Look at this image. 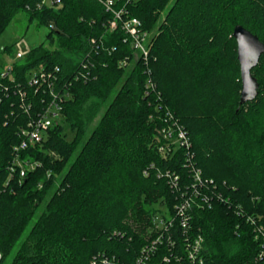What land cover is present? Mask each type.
I'll use <instances>...</instances> for the list:
<instances>
[{"label":"trees","instance_id":"1","mask_svg":"<svg viewBox=\"0 0 264 264\" xmlns=\"http://www.w3.org/2000/svg\"><path fill=\"white\" fill-rule=\"evenodd\" d=\"M37 1L0 0V36L20 14L48 29L45 42L0 78V264H136L160 235L154 215L174 218L187 198L192 166L213 182L210 206L200 199L187 211L188 229L174 220L148 264H174L189 235L203 238L204 264H264V54L252 70L258 94L240 104L232 37L241 25L264 44V0H124L152 33L147 63L123 32L108 30L111 15L96 0L54 8ZM54 67L56 87L69 83L72 97L60 123L22 153L40 166L10 177L19 131L48 101L28 77ZM90 100L109 103L86 136ZM174 122L190 143V165L177 145L159 151L162 130Z\"/></svg>","mask_w":264,"mask_h":264},{"label":"built area","instance_id":"2","mask_svg":"<svg viewBox=\"0 0 264 264\" xmlns=\"http://www.w3.org/2000/svg\"><path fill=\"white\" fill-rule=\"evenodd\" d=\"M103 5L106 13L111 15V19L108 22V30L114 32L120 30L124 34V42L128 43L131 49L135 52L138 59H142L147 63L150 48L152 45V33L146 30L142 22L131 17L123 5L124 0H96ZM127 3L132 0H126ZM61 0H38L37 6L54 8L61 5ZM17 58H21L20 54L16 55ZM122 65L126 64V61L121 62ZM11 66L8 68L7 72L0 73V78H5L10 75ZM60 73L58 67H54L53 71H46L44 69H39L30 73L28 77V85L35 88L36 92L42 91L44 95L48 96V101L45 102V106L42 110L36 113V116L30 118L25 127L21 128L19 131V142L13 147V158L12 162L8 166V173L10 177L14 174H18L20 178L25 177L26 173L35 170L40 166L38 161L28 160L22 158V153L25 152L29 147H35L39 145L44 140L48 130L60 123L62 119L63 105L65 101L71 99V91L69 90V83L63 84L59 89L57 85V74ZM147 75H150V71L147 68ZM73 79L78 80L79 76L74 73ZM149 77V76H148ZM147 88H152L150 77L147 80ZM7 91V88L4 89ZM21 96L20 99V109L27 116L33 111L30 103L25 101L26 94L19 90L18 93ZM166 116L171 118L170 113ZM162 140L163 142L159 145V151L164 153L168 151L169 147L172 145H177L178 148L184 149L186 152V162L190 165L192 159L190 151V143L186 137L185 132L177 126L174 122L169 128L162 130ZM191 167V166H190ZM191 175L194 180V185L191 190H187L188 193L184 194L183 197L187 198L181 200L174 207V218L171 214H155L153 217V223L155 228L160 231V235L151 243L142 249V258L137 260L136 264H148L151 256L155 253L157 245L162 243L163 234L166 233L176 220L181 228L188 229L189 227V210L192 209L194 205L200 207L197 204L198 200H202L204 205L210 206V202L213 199L212 195H208V188L213 183L212 181L202 180L201 172L198 169H194L192 166ZM172 179V177H171ZM176 180V179H175ZM174 181V179H173ZM173 183V182H172ZM174 187L178 189V183L175 181ZM188 189V188H187ZM219 197V196H217ZM189 231V230H188ZM170 236L172 235L168 232ZM258 236H261L262 248L264 253V232L261 228H258ZM171 240V237L168 238ZM203 238L201 236H188L185 237L183 241L181 250V256L177 255L173 258L174 264H204V259L202 256L203 251ZM1 259V256H0ZM167 264L170 261L165 258Z\"/></svg>","mask_w":264,"mask_h":264},{"label":"rangeland","instance_id":"3","mask_svg":"<svg viewBox=\"0 0 264 264\" xmlns=\"http://www.w3.org/2000/svg\"><path fill=\"white\" fill-rule=\"evenodd\" d=\"M48 33V29L45 27L38 28L35 23H28L27 19L23 14L18 15L6 30L0 36V73L7 72L8 68L13 63L23 62L26 53L45 42V36ZM5 47L10 48V52H4ZM20 54L21 58H17L16 55ZM108 102L98 103L96 100L88 101L84 109L88 115H91L88 123H86V136L90 134L93 128L98 124L105 107ZM64 131L68 139L73 137L69 126H64ZM153 208L159 209L162 207L158 204L154 205Z\"/></svg>","mask_w":264,"mask_h":264},{"label":"water","instance_id":"4","mask_svg":"<svg viewBox=\"0 0 264 264\" xmlns=\"http://www.w3.org/2000/svg\"><path fill=\"white\" fill-rule=\"evenodd\" d=\"M236 42L237 61L239 63L241 91L240 104L250 102L258 94L259 83L252 75L259 59L264 54V44L259 38L241 25H236L232 32Z\"/></svg>","mask_w":264,"mask_h":264}]
</instances>
